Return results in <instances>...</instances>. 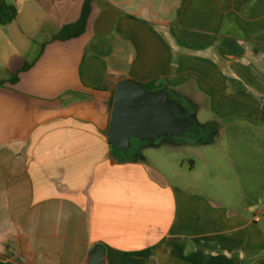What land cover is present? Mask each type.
Returning <instances> with one entry per match:
<instances>
[{
    "label": "crops",
    "instance_id": "1",
    "mask_svg": "<svg viewBox=\"0 0 264 264\" xmlns=\"http://www.w3.org/2000/svg\"><path fill=\"white\" fill-rule=\"evenodd\" d=\"M6 1L0 264H89L97 246L101 264H264V0H92L64 39L85 0ZM125 79L197 130L117 151Z\"/></svg>",
    "mask_w": 264,
    "mask_h": 264
},
{
    "label": "water",
    "instance_id": "2",
    "mask_svg": "<svg viewBox=\"0 0 264 264\" xmlns=\"http://www.w3.org/2000/svg\"><path fill=\"white\" fill-rule=\"evenodd\" d=\"M197 130L193 114L164 91L152 92L131 79L117 83L107 138L121 153L132 149L131 140L154 143L163 137H183ZM104 248L97 246L89 264H101Z\"/></svg>",
    "mask_w": 264,
    "mask_h": 264
},
{
    "label": "trees",
    "instance_id": "3",
    "mask_svg": "<svg viewBox=\"0 0 264 264\" xmlns=\"http://www.w3.org/2000/svg\"><path fill=\"white\" fill-rule=\"evenodd\" d=\"M92 0H85L81 17L71 25L63 28L58 38H72L81 35L86 28L87 19L90 14V4ZM17 8L15 5L8 3L6 0H0V24L6 25L12 22L17 16ZM3 84L0 82V85ZM150 250L138 252L137 255H149Z\"/></svg>",
    "mask_w": 264,
    "mask_h": 264
},
{
    "label": "rangeland",
    "instance_id": "4",
    "mask_svg": "<svg viewBox=\"0 0 264 264\" xmlns=\"http://www.w3.org/2000/svg\"><path fill=\"white\" fill-rule=\"evenodd\" d=\"M239 133H240V132H239ZM232 137L234 138L235 135H230V134H229V136H227V138H229V139H231ZM241 137H244L243 134L241 135ZM225 138H226V137H225ZM170 139H171V137H169V138H168V137H164L163 139L160 140L161 142H156V141H154V142H155V143H160V144L163 143L162 145H164V146H162V147H168L167 144H168L169 142H167V141H171ZM178 141L185 142V141H186V138H185V137H184V138H181V139L178 140ZM148 143H151V142H148ZM140 144H141V143H140V140H137V141H136V145H140ZM141 145H142V144H141ZM141 145H140V146H141ZM150 145H157V144H150ZM150 145L148 146V147H150L149 149H155V148H152V147H155V146H150ZM158 145H159V144H158ZM138 147H139V146H138ZM148 147H147V148H148ZM160 147H161V146H160ZM185 149H186L185 147H181L180 150H177V151H180V153H183V152L185 151ZM148 151H149V150H147L146 153H148ZM185 163L188 164V161L186 160Z\"/></svg>",
    "mask_w": 264,
    "mask_h": 264
},
{
    "label": "built area",
    "instance_id": "5",
    "mask_svg": "<svg viewBox=\"0 0 264 264\" xmlns=\"http://www.w3.org/2000/svg\"><path fill=\"white\" fill-rule=\"evenodd\" d=\"M264 216V208L261 210V212L259 214H257L254 218L255 221H259L261 219V217Z\"/></svg>",
    "mask_w": 264,
    "mask_h": 264
}]
</instances>
